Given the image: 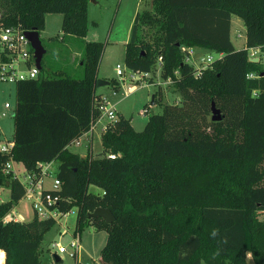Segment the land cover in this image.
<instances>
[{
	"label": "trees",
	"instance_id": "obj_1",
	"mask_svg": "<svg viewBox=\"0 0 264 264\" xmlns=\"http://www.w3.org/2000/svg\"><path fill=\"white\" fill-rule=\"evenodd\" d=\"M88 1L0 0L5 25L40 33L45 15L56 13L61 42L81 43L82 78L46 67L43 57L37 78L15 85L12 161L37 175V164L58 161L61 195L71 200L60 209L76 208L74 233L91 226L107 234L101 264H247L248 256L264 264V67L248 53L264 52V0H151L135 15L124 65L152 74L160 57V78L172 80L180 104L163 105L140 132L118 116L102 131L100 156L81 158L68 148L104 103L95 90L105 44L85 41ZM233 16L245 28L242 50L230 39ZM183 49L221 58L195 77ZM212 103L219 122L211 121ZM9 158L0 153V190L9 192L0 203V251L4 264H41V241L55 222L2 224L24 193L2 172ZM97 208L114 221L88 218Z\"/></svg>",
	"mask_w": 264,
	"mask_h": 264
},
{
	"label": "rangeland",
	"instance_id": "obj_2",
	"mask_svg": "<svg viewBox=\"0 0 264 264\" xmlns=\"http://www.w3.org/2000/svg\"><path fill=\"white\" fill-rule=\"evenodd\" d=\"M86 9L88 32L85 41L105 44L97 76L99 80L108 82V85L96 87L95 92L104 98L105 107L113 109L116 117L122 116L130 120L132 128L136 132H140L144 129L150 116L161 113L163 105L180 104L178 94L172 85H165L160 78L158 68L152 74H146V77H143L141 81L133 82L128 76L130 70L124 65L125 44L129 39L135 15L143 10H150L151 0H89ZM61 23L62 16L60 14L47 13L44 17L43 28L39 33L41 43L47 49V54L44 55V64L46 67L53 64L54 68L59 67L63 70L68 68L72 77L82 78L83 70L78 63L81 43L67 37L62 43L60 40L62 38ZM230 38L236 50H242L245 47V28L235 16L232 17ZM207 55L211 56L213 60L220 58L215 52L200 51L192 57L194 67L201 68L203 64L199 66L197 59ZM74 60L76 62L73 65ZM66 61L72 67L69 68ZM117 65L123 71L125 81L117 76L115 71ZM44 75H48L47 70ZM114 82L116 83L115 88L112 85ZM133 85L134 89L129 92L128 87ZM154 97L156 103L151 105V100ZM5 104L9 105L8 109L4 107ZM15 105V85L0 81V146L5 141L13 140L12 117ZM107 124H109V120L102 116L91 127L90 135L83 136L78 146L70 145L69 151L82 155V158L89 153L92 158L99 157L102 151L100 136ZM58 164V161L52 162L49 171L51 177L44 178V188H49L52 180L56 178ZM17 169L22 172L20 165L17 166ZM89 192L99 194L100 190L91 186ZM8 196V190L2 188L0 197L8 199ZM14 212L16 213V220L20 223L29 222L33 217L26 200L20 201L15 206ZM74 212L75 208L73 207L44 234L39 248L41 264H101L99 254L106 242L107 234L97 232L91 226L86 227L80 233L81 251L76 259L66 254H57V245L67 247L74 235L76 216ZM260 219L264 221V214L260 215ZM2 253L4 261L0 264L5 263V254ZM54 256H58L61 261L56 262ZM247 264H252L249 256L247 257Z\"/></svg>",
	"mask_w": 264,
	"mask_h": 264
},
{
	"label": "built area",
	"instance_id": "obj_3",
	"mask_svg": "<svg viewBox=\"0 0 264 264\" xmlns=\"http://www.w3.org/2000/svg\"><path fill=\"white\" fill-rule=\"evenodd\" d=\"M26 32V30L20 29L18 27L7 26L4 23L0 22V81L16 85L19 82L31 81L37 78L39 70L35 66L33 50L26 38ZM183 52L185 53L184 61L188 65L192 66L195 71V77H199L201 75V72L208 68L215 61L209 55L201 56L197 59L198 65H203L201 66V68H195L194 63H192V57L193 55H196L198 53L196 52V49H183ZM248 53L249 59H256L257 62L260 61L264 67V52L261 51V49H249ZM218 55L221 58V54ZM161 62L162 60L159 57L157 59L156 65L158 71H160ZM115 71L117 76H119L122 81H125V76H123V71L121 70L119 65L116 66ZM175 75H177L176 72ZM128 76L131 81L139 82L143 79V77H146V74L133 73L132 71H129ZM256 77V74L248 75V78ZM163 82L165 85H173L171 79H167ZM133 89L134 85L129 86L127 90L130 92ZM103 102L104 103L99 108L101 117L105 116L109 120V123H114L117 117L113 112V109L106 108L104 99ZM4 107L8 109L9 105L5 104ZM145 112H147V110H145ZM90 133L91 130L83 136L90 135ZM81 138L75 140L72 144L78 146L81 142ZM13 146L14 143L12 140L5 141V143L0 146V153L7 154L10 157L3 168V174L11 175L12 178L16 179L20 183L24 192L20 201L26 200L28 202L33 217L36 216L39 220H52L55 223L57 221H60V219L63 218L72 209L71 208L66 212H62L60 209L61 204H70L71 200L62 197L61 183L57 179V177L52 180L51 186L49 188H44L43 180L44 178L51 177L49 171L52 163L37 164L39 175H37V173L35 172H27L23 167L22 172H19L17 169L18 165L11 159V151ZM115 157L116 155L114 154L107 155V158L110 160H114ZM7 200L8 199H2L0 197V203H3ZM14 208L3 217L2 224L18 222L15 218L16 213L14 212ZM74 213L76 214V208ZM80 251V238L76 233H74V235L72 236L71 241L67 247H61L57 245L58 255L66 254L73 259H76Z\"/></svg>",
	"mask_w": 264,
	"mask_h": 264
},
{
	"label": "water",
	"instance_id": "obj_4",
	"mask_svg": "<svg viewBox=\"0 0 264 264\" xmlns=\"http://www.w3.org/2000/svg\"><path fill=\"white\" fill-rule=\"evenodd\" d=\"M94 1V0H91ZM26 38L30 43V46L33 50V55H34V63L37 69L40 71L41 70V61L44 55L46 54L45 49L42 46L39 33L36 31H28L25 33ZM252 63H257L256 59H250ZM108 85V82L102 81L97 79L96 82V87H102ZM151 105H153V98L151 100ZM221 120V114L220 111L214 106V104H211V121L212 122H219ZM88 218L90 219H103L106 224H111L114 221V217L112 213L108 209H103V208H97L95 209L92 213L89 214ZM54 260L56 262H59L60 259L57 256H54Z\"/></svg>",
	"mask_w": 264,
	"mask_h": 264
},
{
	"label": "crops",
	"instance_id": "obj_5",
	"mask_svg": "<svg viewBox=\"0 0 264 264\" xmlns=\"http://www.w3.org/2000/svg\"><path fill=\"white\" fill-rule=\"evenodd\" d=\"M137 12H138V11H137ZM137 12H136V13H137ZM231 23H232V18H231ZM230 39H231V38H230ZM231 42H232V41H231ZM232 44H233V43H232ZM233 46H234V44H233ZM234 48H235V47H234ZM200 51H204V50H196V52H198V53H199ZM103 99H104V98H103ZM79 156L82 158V155L79 154ZM17 165L19 166L20 164H17ZM20 166H21V165H20ZM21 167H22V166H21Z\"/></svg>",
	"mask_w": 264,
	"mask_h": 264
},
{
	"label": "bare ground",
	"instance_id": "obj_6",
	"mask_svg": "<svg viewBox=\"0 0 264 264\" xmlns=\"http://www.w3.org/2000/svg\"><path fill=\"white\" fill-rule=\"evenodd\" d=\"M3 261H4V255H3V253L1 252V253H0V263H3Z\"/></svg>",
	"mask_w": 264,
	"mask_h": 264
}]
</instances>
